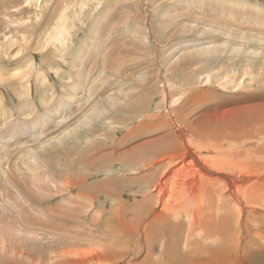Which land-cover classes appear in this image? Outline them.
Listing matches in <instances>:
<instances>
[{"label": "rangeland", "instance_id": "obj_1", "mask_svg": "<svg viewBox=\"0 0 264 264\" xmlns=\"http://www.w3.org/2000/svg\"><path fill=\"white\" fill-rule=\"evenodd\" d=\"M252 35L259 40L250 41ZM195 47L201 50L191 58ZM79 72L87 74L81 86ZM174 100L177 109L186 104L190 111L179 109L190 130L183 135L177 132L182 126H174L179 146L166 148L163 139L175 121L165 106L170 112ZM225 109L235 120L228 132L215 133L221 130L211 115ZM236 123L252 130L240 149L249 164L238 175L219 170L237 176L227 185L213 166L231 161L236 149L226 142ZM257 150L263 155L253 154ZM196 159L209 172L181 177L212 188L225 183L218 215L228 210L233 217L240 208L237 222L226 219L231 240L217 245L215 239L219 255L208 264H264V247L246 253L258 236L264 243V0H0V264H159L156 255L169 241L183 258L188 232L202 235L185 203L182 234L161 236L164 245L155 235L148 245L114 247L101 239L104 227H96L113 210L126 214L140 201L143 175L142 185L161 180L151 193L159 196L161 189V205L173 191L188 194L184 181L174 180ZM141 160L147 165L136 171ZM111 179L119 209L103 189ZM237 185L241 204L232 194ZM105 247L112 257L101 254Z\"/></svg>", "mask_w": 264, "mask_h": 264}, {"label": "bare ground", "instance_id": "obj_2", "mask_svg": "<svg viewBox=\"0 0 264 264\" xmlns=\"http://www.w3.org/2000/svg\"><path fill=\"white\" fill-rule=\"evenodd\" d=\"M182 15H183V12L181 13V16ZM192 15L195 16L194 14H192ZM196 16H199V15H196ZM199 17H198V19H199ZM198 19L196 21L199 22ZM193 21H194V19H193ZM205 24L208 25L207 23H205ZM238 35H239V33L233 34L232 37H231V40L234 41L235 40L234 37L237 38ZM254 40L257 41L259 39H257L255 36L252 35V37H250V41L253 42ZM196 49H200L201 50V48L195 47L194 50L189 51V53H188L189 54V57L194 58V54L198 52ZM236 52H237V50H236ZM251 53L253 55L256 54V52H254V51H252ZM86 76H87V74H84L83 72L82 73L79 72V75H78V78H77L78 81H79V83L77 82L78 85L79 84H80V86L82 85V81L85 80L84 78ZM204 85L207 86V84H204ZM208 86H209V84H208ZM71 88H72V86H71ZM76 89L77 88L74 87L70 91V98H69V100L72 99V102H73V99L74 98H72L71 94ZM50 91L53 92L52 88H50ZM206 99L207 98H205L204 100H206ZM186 100H187V98H186ZM175 102H176V100H174V102H171L172 106L170 108L172 110L170 112H169V109L167 108V106H165V111L168 113V115H169V113H171L172 118H174V121H175V122H172L171 123V126L169 125V127L173 128L174 126H179V124H180L182 126V128H181V130L178 129L177 132H181V133H183V135H185V134H188L189 135V130H190L189 125L187 124V122L185 121V119L181 115H179V109H184L185 111H188L187 108H186V104H182L177 109L175 107ZM42 105H43V110H45L44 109V106L46 105V103H43ZM24 106H30V103L25 102ZM253 107H251V108L253 109ZM254 108H256V107H254ZM30 111L31 112H34V113L36 112V110L32 106V103H31ZM258 111H260V110H258ZM188 112H190V111H188ZM235 112H237V110H235ZM23 114L24 113H22V115ZM255 116L259 117V114L255 115ZM161 117H163L165 119V115L164 116H161ZM210 119L213 120V124L216 123L217 129L221 130L219 132H215V133H218V134H224V133L228 132L229 131L228 121L229 120H232V121L235 120L234 117H233V113H231V111L228 110V109L223 110V112H221L219 114L211 115V118ZM249 126L247 125V128H245V129L242 130L240 124L239 123H236L235 124V132H233L232 137L230 139H227V138L223 137V143H225V140L227 139V142L226 143L232 144L233 145V148L235 147L236 151L234 153L232 152L233 155L230 156L232 158V159L230 158L231 161L229 160V162H223L220 165L221 167L213 166L214 169H217V171H219V170H225L226 168H230L234 172H236V173L232 172L233 174H237L239 172L241 173V170H243V168H246L248 166V164H249L248 162H247L248 164L247 163L244 164V161H243L244 160V154H243V152L240 149H241V147H243V140H244V138H249L250 137V134L252 132V130H251V128ZM162 139H163V137H162ZM180 139L181 138L178 137V134L176 133V131H174V128H173V130L171 131V133H169L168 135H166V138L164 137L163 140H166V148H167V146L168 147H171V146L178 147L179 145L177 143H179ZM241 140H242V142L239 143V141H241ZM167 142L170 143V144H168ZM181 143H183V142L181 141ZM186 146L188 147L187 144H186ZM188 152L189 151H187V153ZM190 153H191V150H190ZM137 154H138V152H137ZM191 154H193V153H191ZM253 154L258 155V156H261L262 151L261 150H257L255 152H253ZM108 155H110V154H108ZM183 156H186V152H184V151H183ZM195 157L196 156H194L192 159H195ZM194 163H195L194 166H191L190 164H184V167L182 166L183 168H180L178 170L179 171L177 173L178 174V177H176V179L174 180V182L177 183V185L180 183L179 181H184L182 183H185V185L187 186V189H188L187 191H189V193L186 194V195L184 193L176 194L177 192L174 193V191H173V194H171V196L169 195V197L166 198L167 204H165V205H161V203H160L161 202V197L160 196L163 194L162 191H161V189H159V191H158V195L159 196H157V195L152 196L151 195L152 191H154V190H156L158 188L156 182H159L161 180L155 179V180H153V182L151 184L149 183L150 185L146 186L145 184H147V183L144 181V179L147 176L146 175H143V176L139 177V180H140L139 183L140 184L138 183L137 188H138V191L141 192V194L138 192L137 198H139L140 201L137 200L136 203L134 202L132 205H129L128 207H126V214H124L125 210H124V212H121L120 210L115 212L113 210V212L109 216V219L108 220H104V221L98 222L97 223V227H96L97 229L99 227H101V228L104 227V228L101 229L102 232L100 230H98V233H100V235L102 236L101 239H103L109 245L115 247L118 244H121L122 245L125 242H134V241H136V242H144V244H147L148 245L149 242L154 241L153 238H154L155 235H156V238L159 241H161V238L160 237L163 236V235H165L166 233H168V234L172 233L171 235H174L175 238H176L178 236V233H177V236H176V232L177 231H179V235L182 234L181 233V225H180V221L179 220H180V215H181L180 214V211L183 209L184 203H185L188 218H189L190 221H192L191 222V226L192 227H196V230L199 231V232H202V235L198 237L195 234V237H191L194 234L195 231L191 229L190 232H188V234L186 236V245L184 247L185 250L183 249L184 250L183 251V258L182 257H179V255L177 254V251L178 250L176 251L175 250V246H172L171 242L169 241L170 243L167 242L168 243V245H167L168 249H167V247L165 249L164 248H161L162 250L160 251V253L156 255L157 256L156 257V260L159 261V264L164 263V261H168L167 264H169L171 260H175L178 264H206V263L208 264V263H210L209 259L215 260V258L213 256L219 255L217 253V250H216L217 249L216 243L218 245L221 242L222 244L227 245L228 244V241L231 240L230 239V236H228L226 234V233H228V230L226 231V227H225L226 226V222L228 221L229 224H230V219L233 220V223L237 222V220H238V218H237V215H238L237 214V211L240 210V208L237 207V209L234 212H232L231 215L233 217H230L229 215H227L228 214V212H227L228 210L226 212H222L221 215H218L216 213L217 211H215V209L218 210V206L220 204V201H219L220 200L219 199L220 197L217 194H222V197H224L223 196V188L226 187L225 186V183L224 184H219L216 188H214V186L212 188L211 182H208V181H206V182H203L202 181V183L200 181L199 183H201V184L199 186L197 185L196 182L195 183L194 182H191L189 184L188 179L185 178L186 176L183 177V178L181 177V176H183V174H186L187 175L188 173H191V174L194 173L195 174V173H201V172H203V173L209 172L208 167L207 166H204V165H201L198 159L194 160ZM136 165H137L136 166L137 167L136 168V171H139L140 169L145 168L147 164L142 163V160H141V162L139 161L138 163H136ZM167 169H170V168H167ZM167 169H165L166 171L163 170V174L164 175L167 174V173L169 174L170 171L169 170L167 171ZM217 173L219 175H221L223 177V179L225 178L224 180H226L227 185H234V180H235L234 177L237 178V176H230V178H229L226 175V173L223 172V171H219ZM193 176H195V175H193ZM206 180H208V179H206ZM143 183H145V184L142 185ZM116 185H117L116 180L111 179L110 180V188L109 187H104L103 189L109 191L106 195H108L111 198V201L110 202H112V206L113 207L115 206L116 209H119L120 207H118V206L120 204L117 203L118 201L117 202L114 201L115 197L110 192L114 188H116L115 187ZM160 185L161 186H165V187L167 186V184H165V183L160 184ZM171 185H173V184L171 183ZM228 190H229V188L227 189V192H228ZM241 192H242L241 191V188L237 185L234 188V190L232 191V194H233V197H234L235 200L239 199V197L242 199L243 196H242ZM184 195H185V197L182 198ZM162 198H163V196H162ZM245 198L246 199L248 198V201H250V203L253 202L252 204H254V200L251 199V197H250L249 194ZM179 199H180V201L181 200L183 201L181 203V205H178L177 206V205H175V202L174 203H171L172 201L178 202ZM241 199H240V202H239V200H237L240 204L242 203L241 202ZM231 200H233V199H231ZM166 201L164 200V202H166ZM226 202H228V201H226ZM245 205H249V204L247 203ZM152 206H153V208H152ZM158 207L159 208L161 207V208L159 209L158 212H156L157 214L151 216L150 214L153 211V209H156ZM199 207H202V209H199L198 210ZM223 210H225V209H223ZM129 213H131V216H130L129 219H127L126 217H127V214H129ZM226 219H227V221H226ZM227 228H229V225H227ZM237 228L238 227L236 226V230H237ZM233 232H236V231L233 230ZM233 234H235V233H233ZM258 237L259 238L257 239V241H253L252 240V245H250V244L247 243L249 245V248L246 249V253L252 252L253 249L257 250V249H261V248L264 247V243L262 241L261 236H258ZM191 238H194V239H191ZM215 239H216V243L214 242ZM152 243L153 244H156L154 242H152ZM152 243H151V246H152ZM161 243L162 244L165 243L164 242V239H162ZM204 243H213L215 245H213L211 247H207V246L204 245ZM128 244H130V243H128ZM237 245H234V247L237 246ZM148 248H150V247H148ZM109 250L111 251V248L105 247V248H103V250L101 249L100 252H101V254H102L103 251L104 252H107V256L108 257H112L113 255H110L111 252L108 253ZM112 251H115V250H112ZM237 252H238V249H237V251H236V249L233 250V254H236ZM231 254L232 253H230L228 251L226 256H228V258H229V256ZM102 255H104V254H102ZM151 255H154V253L151 252ZM161 255H163L164 258H162ZM158 257H159L160 260L158 259ZM149 258H150V256H149ZM152 258H153V256H152ZM170 258H173V259H170ZM205 258H207V259H205ZM217 259H218V257H217ZM147 260H150V259H145V260H143L144 262L143 261L142 262L143 263H146Z\"/></svg>", "mask_w": 264, "mask_h": 264}]
</instances>
